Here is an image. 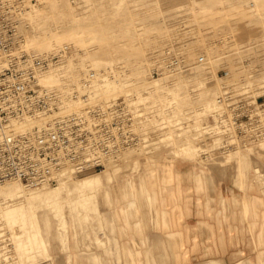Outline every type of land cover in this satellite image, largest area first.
I'll return each mask as SVG.
<instances>
[{"label":"rangeland","instance_id":"374dc122","mask_svg":"<svg viewBox=\"0 0 264 264\" xmlns=\"http://www.w3.org/2000/svg\"><path fill=\"white\" fill-rule=\"evenodd\" d=\"M22 1V11L29 10V2H36ZM39 5L43 7L38 11L39 17H19L24 23V33L20 32L23 39L39 36L41 31H59L65 35V50L70 53L81 47L75 42L83 37L88 50L82 47L80 53L74 55V61L79 60L81 67L93 65L97 72L96 83L103 82L102 86L114 78L127 85L129 89L125 87V94L130 91L137 96L135 106L141 112L139 127L143 131L164 127L160 130H163L162 141L168 151L160 155L157 144L147 155L135 150L123 155L118 162L108 159L106 162H110L105 168L114 166V170L94 171L77 180L74 178L73 183L59 186L57 194L50 192L46 183H12L19 193L0 195V264H65L67 252L59 248L56 232L63 250L68 248L69 240L70 264H92L89 255H106L103 251L96 252V244L101 245V240L94 231L105 239L110 236L112 227L117 243L129 244L130 237L121 232L128 226V210H136L132 187L140 186L138 180H141L144 192L146 177L148 184L151 183L148 189L152 202L157 185L170 182L173 165L179 164L206 171L208 181L197 186L200 192L207 188L215 190L210 174L213 169L223 170V179L229 177L235 189H223V209L229 205L239 207L241 197L240 212L246 220L243 226L246 234L240 229L238 235L236 227L232 226L229 235H223V245L231 247L228 254L232 261L227 264H264V140L226 147V142L235 143L236 139L233 135L217 133L216 125L221 111L223 117L229 115V103L245 100L264 109V0H45ZM109 49L111 52L107 51ZM169 54L181 57L185 64L192 63L190 70L172 77H150L151 69L161 65ZM49 55L54 57L52 65L63 59L57 53ZM199 55L204 56V62L194 63ZM111 61H115L121 73L128 68L130 78L124 80L117 73L109 72ZM124 61L125 66L121 64ZM217 97L223 101L218 103ZM222 143L223 149L220 148ZM91 175L99 177L96 180L104 184V188L96 190L97 182L77 185ZM251 190H255L254 193ZM25 192L30 195L28 207L33 221L36 219L34 224L25 209L27 206L21 213L17 211L20 196ZM106 194H110V205H105V201L97 202ZM129 198L133 202H128ZM74 205L76 207L72 208ZM151 205L150 219L154 223L155 203ZM99 209L109 224L99 225ZM60 214L68 220L69 234L59 232ZM44 215L50 225L48 249L43 235L46 226L39 219ZM165 220L162 222L167 229ZM231 231L235 234L231 235ZM149 237L148 243L153 244L154 237ZM180 238L179 249H182L189 239ZM76 242L81 251L74 253ZM237 243H244L245 250L233 251ZM195 247L193 244L192 249ZM170 248L171 253L165 247V260L175 257L176 264L205 262L204 259H188L193 250H189L190 253L173 251L171 239ZM49 254L52 259L44 260ZM209 254L212 253L204 252L202 257ZM96 258L97 262L106 263L101 255ZM122 264L128 263L123 259ZM137 264L143 263L137 260Z\"/></svg>","mask_w":264,"mask_h":264},{"label":"built area","instance_id":"2783aa9c","mask_svg":"<svg viewBox=\"0 0 264 264\" xmlns=\"http://www.w3.org/2000/svg\"><path fill=\"white\" fill-rule=\"evenodd\" d=\"M23 8L21 0H0V187L8 179L26 184L51 182L67 167L77 174L101 169L104 160L116 159L130 150H142L147 155L153 143L159 144L160 155L168 151L160 130L164 127L145 133L135 128L137 107L127 96L106 102L94 99L93 71L65 94L74 108L62 109L60 93L38 79L54 57L22 49L18 23ZM170 55L166 66L151 70L150 77L190 70L192 63L185 64L181 57ZM193 62H204V56ZM221 101L217 97V102ZM228 107V116L223 117V111L217 115V133L233 135L236 142L224 146L264 140L263 107L245 100L229 103ZM16 125L23 128L16 129Z\"/></svg>","mask_w":264,"mask_h":264},{"label":"crops","instance_id":"0c3cea01","mask_svg":"<svg viewBox=\"0 0 264 264\" xmlns=\"http://www.w3.org/2000/svg\"><path fill=\"white\" fill-rule=\"evenodd\" d=\"M172 173L173 179L170 182H161L157 185V188H155V199L152 201L155 203L156 211L154 223L151 222L150 219L152 202L149 198L152 199L153 197L151 191L144 187V192H142L141 189L143 188L141 183H139L140 186H136V188L132 190L131 195H134L136 210H128L129 214L126 217L128 226L127 228H124L125 231L122 230L121 232L130 237L129 244H118L116 238L111 233L113 230L112 227H110V236H105V232L103 231L105 239L100 238L92 229L95 235L101 240V245H97L96 242L92 241L96 244V252L102 253L103 251L106 253L107 257L102 254L89 255L90 263L102 264L97 262L98 259L96 258L101 255L102 260L106 262L103 264H122L123 259L128 264H132V262L137 264V260L143 264H147V262L150 264H176L175 257L171 260H165L166 246L171 253L170 239L172 241L173 251L175 252H189V250H193V244L196 246L192 254L188 256V259L191 261H193V258L197 260L204 259L205 262L202 264H223V261L227 264L232 261L230 254H228L231 247L229 248V246L223 245V235H229L228 230L232 229V226L236 227L234 230L237 231L236 233L238 235H240V231H238L240 229L242 230L241 232H243L242 234H244L245 228H243V226H245L246 220L243 219V215L240 212L242 211L240 196L239 207L229 205V208L227 207L225 210L223 209V189H235L231 186L229 177L227 176L223 179V170L213 169L210 174H212L213 177L214 185L212 187L215 190L212 192L207 188L206 191L200 192L197 191V186L199 184H202L203 186V184L208 181V175L205 170L199 167L197 168L196 166L179 164L173 165ZM197 177H201L203 180L200 182ZM148 186L151 187V183H149ZM254 191L255 190H251V193H254ZM179 195H181V198ZM249 200L250 203H252V199ZM103 201H105V205H110V194L103 195L102 199L97 202ZM128 202H133L132 198L128 200ZM98 217L99 225L102 226L103 223H110L108 218L103 216V212H101L100 209L98 211ZM240 218L241 225L239 223ZM164 220L167 221V229L164 228L162 222ZM49 227L48 229L45 227L46 231L43 232L47 249L49 246L47 239ZM230 233L231 235L235 234V232L232 231ZM256 234L257 233L255 232L254 235ZM149 236L154 237L152 241L153 244L148 243ZM56 237L60 243L59 248L62 251L67 252L65 264H70L72 262V253L70 252L71 247L69 240L68 248L63 250L57 232ZM180 237H182L183 241L186 238L189 239L186 243L182 241L185 243V247L182 249H179V242L181 241ZM73 246L74 253L81 251L77 242L74 243ZM100 248L101 250H99ZM240 249L241 251L245 250L244 243H237L233 248V251L235 250L238 252ZM204 252H211L212 254L202 257ZM43 259H52V256L49 254V257ZM197 260L196 262H198ZM242 263L243 262H239L236 264ZM179 264H189V262H182Z\"/></svg>","mask_w":264,"mask_h":264},{"label":"bare ground","instance_id":"6f19581e","mask_svg":"<svg viewBox=\"0 0 264 264\" xmlns=\"http://www.w3.org/2000/svg\"><path fill=\"white\" fill-rule=\"evenodd\" d=\"M43 1H45V0H36L35 3L29 2L30 3L29 10L27 8L26 10L21 11L19 14V17H20V15L25 16L26 18H33V17L37 18V17H39L40 12H38V11L42 7L39 4H41ZM22 2L23 1L21 0V3ZM22 5H23V3H22ZM42 9H43V7H42ZM24 20H25V18H24ZM20 21L21 20L19 19L18 29H19V33L21 32L23 34L24 33V30H23L24 29V27H23L24 23H21ZM21 28H22V30H21ZM83 29L84 28H82V32H83ZM41 32H42V34H40L39 36H34V37H31L28 39H26V38L23 39V37H24L23 36L22 37V49L27 51V52H33L35 54L42 55V56H51L49 54L57 53L59 56L61 55L63 57V59H61L59 62L56 61L57 63H55V65H52V63H54V62L50 63L47 66V68L44 69L42 72H40L38 75L39 82L42 85L47 86L49 88H52L54 90H57L60 93V95H61V108L62 109L69 110V109L74 108V106H75L74 102L66 99L65 94L68 93V91L70 90V88L72 86H79L81 83V78L84 77V75L86 76L89 71L94 72L93 76L91 77V79L93 80L92 81V87L90 84L91 94L94 97V99H96V100L102 99L106 102V101H109L111 99H117L118 97L120 98V96H127L128 99L130 101H132V103L135 105V103L137 102V96L130 91L127 92V94H125V92H124L125 87L127 89H129V88L124 83H122V82L120 83L119 79L118 80H117V78L110 79L109 84L107 82L106 85L102 86L103 82H97L96 83L97 72L95 71V68L92 67L93 65L88 66V65L84 64L81 67L79 60L74 61V58H73L74 55H77L78 53H80V49L82 47H84L86 50H88L85 43H84V42H86V40L83 37L76 40V42H75V44H80L81 47H78L79 49L75 48L74 52L67 53L65 50L66 43H64L66 37H65V35H63V33L59 32V31H55V32L54 31H51V32L41 31ZM77 46H79V45H77ZM110 50L111 49H109L107 51L109 52ZM99 51L105 53L103 51V49H100ZM171 56H173V55L169 54L165 58V60L163 61V63L161 65H157V66L155 65V67H153L151 70H153L156 67L166 66V61L169 62L170 61L169 58H171ZM117 62H118V64L120 63V61H117ZM115 64H116L115 61H111L109 63V69H108L109 72L112 71V73H117L124 80L130 78L131 72L128 68L126 69L125 72L121 73L120 72L121 69H117L116 68L117 65H115ZM121 64L125 66L126 61L122 62ZM85 66H86V68H85ZM87 68H89V69H87ZM85 69H87L86 72H85ZM174 70H179V69H174ZM134 73H136V72H134ZM150 73H151V71H150ZM104 75L105 76L107 75L106 71H105ZM173 75L174 74L170 75V77H172ZM101 76H103V75H101ZM140 114H141V112H139V110H137V108H136L135 128L138 129L141 133L148 132L149 130L143 131L139 127V121L141 119ZM15 128L16 129H22L23 126L22 125H16ZM157 130L158 129H156V131ZM236 146H237V144H236ZM155 147H157V143H153L149 147L148 152L149 153L152 152L155 149ZM132 151H135V150H130V151L124 152L122 155L118 156L116 159H110V160H114V162H118L124 157L123 155H125L129 152H132ZM106 161L105 160L103 161L104 165H103V167H101V169L88 170L87 172H83L80 174H77L75 172V170H73L72 168L67 167V168H64L55 178H53L54 179L53 181H51V182L42 181L39 183H46L50 187L49 191L54 192L53 194H57L58 193L57 188L59 186L62 187L63 185H66L69 182L73 183V181H76L82 175H85V174L88 175V174L94 173V171H100L101 172V171H105V170H110V171L114 170L115 169L114 166H112V167L107 166L105 168L106 164H108L110 162V161L109 162H106ZM74 178H76V180ZM89 178L90 179L83 180L80 183H77V185H79V186H83L84 184L91 185V184H93L92 182H97V185L95 188L96 190H101L102 188H104V184L98 183V181L96 180L99 177L95 178L93 176L92 177L89 176ZM138 182L141 183V185L143 186L141 180H138ZM12 183H19L21 185H34V184H26V183H23L19 180H15V179H8L1 185L0 195H1V193H3L5 196H9V194L11 195V192H13V191H14V193H16L17 190L16 189L14 190ZM127 183L128 182H126V184ZM128 185H129V183H128ZM148 185H149L148 179L145 177L144 186L146 189L149 187ZM132 190H134V187H132ZM18 191H19V189H18ZM18 191H17V193H19ZM29 196L30 195H28L26 192L22 193V196H20V197H22V198H20L21 201L17 204V208H18L17 211L19 213H21L22 209H23V211L26 209V211H29L30 219H32V215H31L29 207H28L30 204L29 203V200H30ZM25 206H27V208L24 209ZM74 207H76V206L75 205L72 206V208H74ZM12 210H13V212H15V207ZM2 213L5 215L6 211H4ZM39 219L43 220V224L46 226V228H48L50 226L46 215H44L43 218H39ZM59 220H60L59 232L62 233L64 231L65 234H69V232H68V220L66 219V216L64 214H60ZM4 221H5V218H4ZM34 221L36 222V219ZM34 221L32 219L33 224H34Z\"/></svg>","mask_w":264,"mask_h":264}]
</instances>
